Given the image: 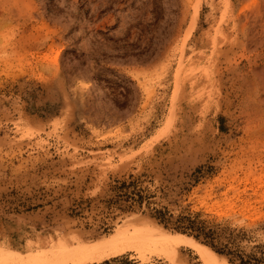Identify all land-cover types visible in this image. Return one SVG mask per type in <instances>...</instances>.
<instances>
[{
	"label": "rangeland",
	"instance_id": "1",
	"mask_svg": "<svg viewBox=\"0 0 264 264\" xmlns=\"http://www.w3.org/2000/svg\"><path fill=\"white\" fill-rule=\"evenodd\" d=\"M182 216L264 264V0H0V247Z\"/></svg>",
	"mask_w": 264,
	"mask_h": 264
},
{
	"label": "bare ground",
	"instance_id": "2",
	"mask_svg": "<svg viewBox=\"0 0 264 264\" xmlns=\"http://www.w3.org/2000/svg\"><path fill=\"white\" fill-rule=\"evenodd\" d=\"M198 13L199 5L195 9L186 40L196 28ZM182 247L191 249L203 264H229L226 258L208 245L191 237L174 235L163 226L149 221L125 224L102 239L73 245L65 243L35 252L23 253L1 246L0 264H88L102 262L127 252H135L143 261L154 255L165 258L170 264H185L179 254Z\"/></svg>",
	"mask_w": 264,
	"mask_h": 264
},
{
	"label": "trees",
	"instance_id": "3",
	"mask_svg": "<svg viewBox=\"0 0 264 264\" xmlns=\"http://www.w3.org/2000/svg\"><path fill=\"white\" fill-rule=\"evenodd\" d=\"M159 212L163 213L161 210ZM176 224H177L176 228L181 229V227H183L185 229H190L196 232V234H192L194 235L196 240L203 237L204 242L210 245L213 248V250L217 252L219 255L222 254L232 255L240 261V264H255L252 262L253 257H251V255H246L239 248H237L235 242L233 241V237L231 235L226 236V242L221 241L223 233H225L224 230L207 226L205 225L204 221L198 220L197 217L191 218L188 216H182L176 220ZM177 234L194 238L187 234H182V233H177ZM215 241L219 243V245L221 246L220 248L216 247L218 244H215ZM258 260L259 259L256 258L257 262ZM230 261L232 262L231 258Z\"/></svg>",
	"mask_w": 264,
	"mask_h": 264
}]
</instances>
